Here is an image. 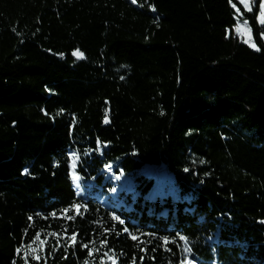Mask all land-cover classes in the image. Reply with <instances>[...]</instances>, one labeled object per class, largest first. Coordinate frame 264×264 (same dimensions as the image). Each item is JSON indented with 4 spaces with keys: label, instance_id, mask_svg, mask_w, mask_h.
Returning a JSON list of instances; mask_svg holds the SVG:
<instances>
[{
    "label": "trees",
    "instance_id": "16d2710c",
    "mask_svg": "<svg viewBox=\"0 0 264 264\" xmlns=\"http://www.w3.org/2000/svg\"><path fill=\"white\" fill-rule=\"evenodd\" d=\"M262 2L0 0V264H264Z\"/></svg>",
    "mask_w": 264,
    "mask_h": 264
},
{
    "label": "snow or ice",
    "instance_id": "6c2138e0",
    "mask_svg": "<svg viewBox=\"0 0 264 264\" xmlns=\"http://www.w3.org/2000/svg\"><path fill=\"white\" fill-rule=\"evenodd\" d=\"M249 11H251V9L249 8L248 9ZM261 24H264V4H262L261 5V11H260V21H259ZM247 22H245V24H246ZM250 31V30H249ZM247 42V41H246ZM74 55H77L78 56V58H82L83 57V54L82 53H74ZM78 159V158H77ZM73 179L74 180H76V181H78L79 180V177L78 176H74L73 177ZM75 207V209H76V211H77V214H79V209H80V207H81V205H79V204H77V205H75L74 206ZM85 210H86V208H85ZM65 211H68V209H66ZM115 219H117L121 224H123L124 223V221L123 220H120L119 219V217H114ZM123 231H125V232H128L129 230L127 229V228H124L123 229ZM150 235V234H149ZM131 238L133 239V240H137L138 239V236L137 235H131ZM181 240H184L185 241V243L187 244V239L185 238V237H179ZM75 239H76V237H75V235H73L72 237H71V240L73 241V242H75ZM173 243L175 242V241H172ZM169 243V240H168V238H161V244H162V246H167V244ZM85 247H87V245H85ZM184 251L186 252V253H188V252H191V248L190 247H185V249H184ZM133 264H135V261H133ZM181 264H193V262H192V260H190V259H185L184 261H182L181 262Z\"/></svg>",
    "mask_w": 264,
    "mask_h": 264
},
{
    "label": "rangeland",
    "instance_id": "374dc122",
    "mask_svg": "<svg viewBox=\"0 0 264 264\" xmlns=\"http://www.w3.org/2000/svg\"><path fill=\"white\" fill-rule=\"evenodd\" d=\"M244 6L249 9L251 8V2L253 0H240ZM264 4V0L262 2ZM259 21H260V16H259ZM246 21H240L239 26H237L233 31L232 34L238 38H240L245 44L250 46L252 49L257 50V47L253 41V35H252V30L248 24V22L245 24ZM264 25V24H261ZM250 30V31H249ZM247 41V42H246ZM191 260V259H190ZM193 262V261H192ZM193 264H195L193 262Z\"/></svg>",
    "mask_w": 264,
    "mask_h": 264
}]
</instances>
